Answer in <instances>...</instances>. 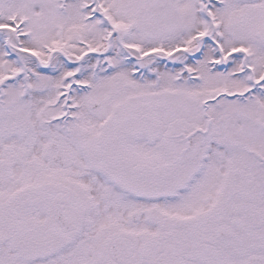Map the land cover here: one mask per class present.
Here are the masks:
<instances>
[{
  "label": "snow or ice",
  "instance_id": "snow-or-ice-1",
  "mask_svg": "<svg viewBox=\"0 0 264 264\" xmlns=\"http://www.w3.org/2000/svg\"><path fill=\"white\" fill-rule=\"evenodd\" d=\"M0 264H264V0H0Z\"/></svg>",
  "mask_w": 264,
  "mask_h": 264
}]
</instances>
